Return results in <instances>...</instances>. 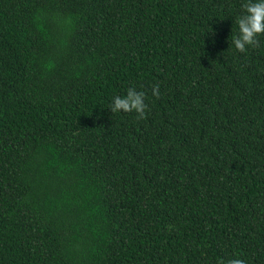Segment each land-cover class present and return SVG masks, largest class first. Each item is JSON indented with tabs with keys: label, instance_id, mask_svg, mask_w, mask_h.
Returning <instances> with one entry per match:
<instances>
[{
	"label": "trees",
	"instance_id": "obj_1",
	"mask_svg": "<svg viewBox=\"0 0 264 264\" xmlns=\"http://www.w3.org/2000/svg\"><path fill=\"white\" fill-rule=\"evenodd\" d=\"M243 2L0 0V264H264ZM129 87L146 119L109 109Z\"/></svg>",
	"mask_w": 264,
	"mask_h": 264
},
{
	"label": "clouds",
	"instance_id": "obj_2",
	"mask_svg": "<svg viewBox=\"0 0 264 264\" xmlns=\"http://www.w3.org/2000/svg\"><path fill=\"white\" fill-rule=\"evenodd\" d=\"M242 14L237 17L239 33L232 39L235 49L245 53L248 47L259 46V37L264 36V0H245L241 5ZM152 94L159 97V85H155ZM146 94L137 91L135 87H129L124 96H115L110 105L112 113H132L137 114V119H146L149 106L145 102ZM223 264V262H221ZM227 264H245L242 259H231Z\"/></svg>",
	"mask_w": 264,
	"mask_h": 264
}]
</instances>
